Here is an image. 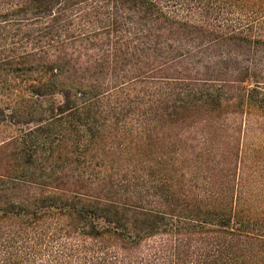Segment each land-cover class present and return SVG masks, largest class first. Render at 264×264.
I'll list each match as a JSON object with an SVG mask.
<instances>
[{"label":"trees","instance_id":"trees-1","mask_svg":"<svg viewBox=\"0 0 264 264\" xmlns=\"http://www.w3.org/2000/svg\"><path fill=\"white\" fill-rule=\"evenodd\" d=\"M0 264H264V0H0Z\"/></svg>","mask_w":264,"mask_h":264}]
</instances>
